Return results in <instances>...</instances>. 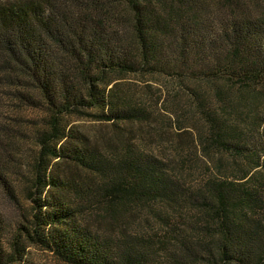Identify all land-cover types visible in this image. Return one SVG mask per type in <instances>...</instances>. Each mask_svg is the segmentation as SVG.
Segmentation results:
<instances>
[{
  "label": "trees",
  "instance_id": "1",
  "mask_svg": "<svg viewBox=\"0 0 264 264\" xmlns=\"http://www.w3.org/2000/svg\"><path fill=\"white\" fill-rule=\"evenodd\" d=\"M136 72L184 90L193 140L234 171L187 182L133 141L123 125L146 111L115 80ZM0 80L47 116L22 190L0 156V264L29 246L66 264H264V0H0ZM84 112L105 144L65 127Z\"/></svg>",
  "mask_w": 264,
  "mask_h": 264
},
{
  "label": "rangeland",
  "instance_id": "2",
  "mask_svg": "<svg viewBox=\"0 0 264 264\" xmlns=\"http://www.w3.org/2000/svg\"><path fill=\"white\" fill-rule=\"evenodd\" d=\"M116 12L123 14L126 11L122 5H119ZM119 76L115 80L116 89L128 100L141 104L146 111L141 121L123 125L126 129L131 127L130 137L135 143L161 157L175 160L177 171L187 182L200 179L205 174L219 175L221 172L234 171L229 157L216 153L207 155L193 140L200 122L194 114L186 112L184 90H180L174 80L163 75L144 72L125 73ZM12 90L11 85L0 80V125L6 128L0 131V138H3L0 142L2 147L7 149V152L0 151V156L7 158V168L15 178L18 188L22 190L29 183L31 164L38 148L37 132L42 128L47 116L40 108L15 98ZM84 111L93 112L91 109H84ZM85 112L67 116L65 127L84 132L89 138L105 144V139L111 132L110 127L86 115ZM177 123L185 126L178 129ZM1 200L3 212L9 217L13 216L14 211L11 205L3 198ZM164 213L180 223L193 216L191 212L185 210L179 212L168 209ZM141 220L139 219L138 222ZM159 258L162 261L160 264H185L172 262L171 258L165 256ZM18 264L66 263L46 249L29 246L25 260Z\"/></svg>",
  "mask_w": 264,
  "mask_h": 264
}]
</instances>
